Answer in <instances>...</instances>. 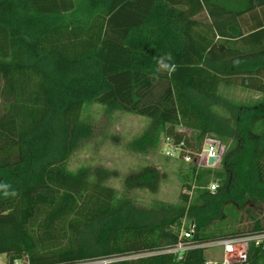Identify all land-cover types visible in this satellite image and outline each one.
Segmentation results:
<instances>
[{"label": "trees", "instance_id": "16d2710c", "mask_svg": "<svg viewBox=\"0 0 264 264\" xmlns=\"http://www.w3.org/2000/svg\"><path fill=\"white\" fill-rule=\"evenodd\" d=\"M166 54L171 75L157 72ZM119 114L146 120L136 154L169 137L194 158L209 139L221 162L174 158L176 201L159 197L154 165L123 191L116 170L71 166ZM0 183L19 193H0L5 264H202L204 246L141 256L176 245L185 217L197 244L264 233V0H0ZM243 264H264V241Z\"/></svg>", "mask_w": 264, "mask_h": 264}, {"label": "rangeland", "instance_id": "374dc122", "mask_svg": "<svg viewBox=\"0 0 264 264\" xmlns=\"http://www.w3.org/2000/svg\"><path fill=\"white\" fill-rule=\"evenodd\" d=\"M238 97H247L250 92L235 90ZM99 116V115H98ZM95 135L91 140H87L81 149L76 152L71 159V166L76 167L81 164L91 163L103 165L111 170H116V178L110 179L119 191H123V179L129 173L136 171L141 165L151 164L156 166L165 174V179L161 183L159 197L167 201H176L180 189L178 178V162L167 159L162 147L155 154L147 157L136 154L127 148L128 142L139 135L146 126V120L132 115L119 114L111 120L100 117L95 123ZM109 136H105V134ZM145 202L151 199L147 192H140ZM209 258H220L222 251L219 247H209L206 251ZM6 256L0 254V264L6 263ZM104 261H87L80 264H99Z\"/></svg>", "mask_w": 264, "mask_h": 264}, {"label": "built area", "instance_id": "2783aa9c", "mask_svg": "<svg viewBox=\"0 0 264 264\" xmlns=\"http://www.w3.org/2000/svg\"><path fill=\"white\" fill-rule=\"evenodd\" d=\"M161 147L165 156L174 158H182L186 162H190L194 159L199 167H216L220 164L222 154L225 150V146L215 140L207 139L201 150L194 153V158L190 154V150L185 148L184 142L175 143L171 138L165 137L161 143ZM212 157H218V160L214 164L210 165L209 161ZM217 188L216 183H211L209 189L215 191ZM196 225L192 220L185 217L182 220L180 227V240L171 247H166L160 252L146 253L141 256H149L159 253L173 254L177 259H181L185 252L197 247H219L222 251L220 258H209L202 264H243L247 257V252L250 242H255L259 245L264 241V233L254 234L238 238H226L206 244H197L191 239L194 236ZM15 264H29L27 260H19Z\"/></svg>", "mask_w": 264, "mask_h": 264}, {"label": "clouds", "instance_id": "9594fccd", "mask_svg": "<svg viewBox=\"0 0 264 264\" xmlns=\"http://www.w3.org/2000/svg\"><path fill=\"white\" fill-rule=\"evenodd\" d=\"M171 60L172 57L170 54H166L164 57H161L157 61V72L164 70L171 75V73L175 71V65L170 63ZM0 193H2L5 198H14L19 195V193L7 183H0Z\"/></svg>", "mask_w": 264, "mask_h": 264}, {"label": "water", "instance_id": "95a60500", "mask_svg": "<svg viewBox=\"0 0 264 264\" xmlns=\"http://www.w3.org/2000/svg\"><path fill=\"white\" fill-rule=\"evenodd\" d=\"M218 160V157H212L209 161V164L212 165L214 164V162H216Z\"/></svg>", "mask_w": 264, "mask_h": 264}]
</instances>
